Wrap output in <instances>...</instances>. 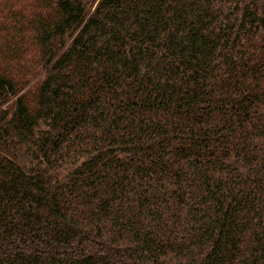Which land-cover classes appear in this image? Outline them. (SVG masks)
I'll use <instances>...</instances> for the list:
<instances>
[{"label":"trees","instance_id":"16d2710c","mask_svg":"<svg viewBox=\"0 0 264 264\" xmlns=\"http://www.w3.org/2000/svg\"><path fill=\"white\" fill-rule=\"evenodd\" d=\"M0 264H264V0H0Z\"/></svg>","mask_w":264,"mask_h":264}]
</instances>
